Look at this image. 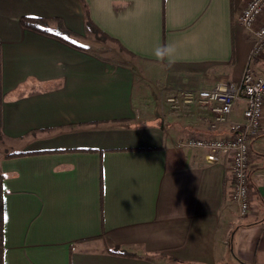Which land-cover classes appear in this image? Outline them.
<instances>
[{
	"label": "crops",
	"instance_id": "crops-1",
	"mask_svg": "<svg viewBox=\"0 0 264 264\" xmlns=\"http://www.w3.org/2000/svg\"><path fill=\"white\" fill-rule=\"evenodd\" d=\"M247 1L0 0V264H264V128L241 215L230 153L178 144L228 124L166 102L241 83ZM86 10L107 43L76 41Z\"/></svg>",
	"mask_w": 264,
	"mask_h": 264
},
{
	"label": "built area",
	"instance_id": "built-area-1",
	"mask_svg": "<svg viewBox=\"0 0 264 264\" xmlns=\"http://www.w3.org/2000/svg\"><path fill=\"white\" fill-rule=\"evenodd\" d=\"M238 22L254 34L241 83L222 80L207 88H171L166 93V102L176 112L191 105L204 107L211 114L210 128L213 130L228 124L230 130L224 136L190 132L178 144L207 149L209 161H218L222 154L230 153V197L241 215H246L252 209L254 193L250 172L252 145L264 128V72L259 73L254 67L255 61L264 55V0H248L239 13ZM236 105L241 108L243 121L230 118Z\"/></svg>",
	"mask_w": 264,
	"mask_h": 264
},
{
	"label": "trees",
	"instance_id": "trees-1",
	"mask_svg": "<svg viewBox=\"0 0 264 264\" xmlns=\"http://www.w3.org/2000/svg\"><path fill=\"white\" fill-rule=\"evenodd\" d=\"M47 22L48 21L46 19H37V18H28V17H23L21 19V23H22V25L24 27L32 29V30H36L38 32H43V33H47V29H46V27L48 26ZM64 31H66V30L64 29ZM86 31L89 32V33L97 34V35H99V36H101L103 38H106V39L110 38L108 35H106L104 32H102L93 23V21L89 17V13H88L87 10H86ZM66 32H68V31H66ZM101 37H100V39H103ZM124 254L125 255H129L127 253H124Z\"/></svg>",
	"mask_w": 264,
	"mask_h": 264
},
{
	"label": "rangeland",
	"instance_id": "rangeland-1",
	"mask_svg": "<svg viewBox=\"0 0 264 264\" xmlns=\"http://www.w3.org/2000/svg\"><path fill=\"white\" fill-rule=\"evenodd\" d=\"M101 36L97 35V34H94V33H89L86 31V34H80V35H77V39L76 41L78 42H82V43H88L89 42V39H98V40H103L105 43H107V39L106 38H103V39H100Z\"/></svg>",
	"mask_w": 264,
	"mask_h": 264
},
{
	"label": "clouds",
	"instance_id": "clouds-1",
	"mask_svg": "<svg viewBox=\"0 0 264 264\" xmlns=\"http://www.w3.org/2000/svg\"><path fill=\"white\" fill-rule=\"evenodd\" d=\"M168 47L172 48V47H174V46L169 45Z\"/></svg>",
	"mask_w": 264,
	"mask_h": 264
}]
</instances>
